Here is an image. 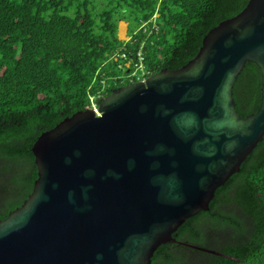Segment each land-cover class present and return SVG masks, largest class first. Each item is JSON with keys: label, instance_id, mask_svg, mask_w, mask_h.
Here are the masks:
<instances>
[{"label": "water", "instance_id": "95a60500", "mask_svg": "<svg viewBox=\"0 0 264 264\" xmlns=\"http://www.w3.org/2000/svg\"><path fill=\"white\" fill-rule=\"evenodd\" d=\"M247 62L260 68L261 101L243 116L234 88ZM263 137L264 0H249L181 67L38 136L33 189L0 219V264H151Z\"/></svg>", "mask_w": 264, "mask_h": 264}, {"label": "trees", "instance_id": "16d2710c", "mask_svg": "<svg viewBox=\"0 0 264 264\" xmlns=\"http://www.w3.org/2000/svg\"><path fill=\"white\" fill-rule=\"evenodd\" d=\"M248 1L0 0V219L33 189L31 148L41 133L120 86L181 67L211 28ZM234 97L241 115L258 109L254 62ZM151 264H264V137L216 189L209 209L157 247Z\"/></svg>", "mask_w": 264, "mask_h": 264}, {"label": "rangeland", "instance_id": "374dc122", "mask_svg": "<svg viewBox=\"0 0 264 264\" xmlns=\"http://www.w3.org/2000/svg\"><path fill=\"white\" fill-rule=\"evenodd\" d=\"M126 32H127V21L121 20L119 22V36L121 38H126Z\"/></svg>", "mask_w": 264, "mask_h": 264}, {"label": "built area", "instance_id": "2783aa9c", "mask_svg": "<svg viewBox=\"0 0 264 264\" xmlns=\"http://www.w3.org/2000/svg\"><path fill=\"white\" fill-rule=\"evenodd\" d=\"M138 58H139V63L141 64V62H142V60H143V56H142V54H139V53H138Z\"/></svg>", "mask_w": 264, "mask_h": 264}, {"label": "clouds", "instance_id": "9594fccd", "mask_svg": "<svg viewBox=\"0 0 264 264\" xmlns=\"http://www.w3.org/2000/svg\"><path fill=\"white\" fill-rule=\"evenodd\" d=\"M146 79V78H145ZM145 79H141V80H145ZM140 81V80H139ZM92 108H94L95 110H97V107L95 104H93V106H91Z\"/></svg>", "mask_w": 264, "mask_h": 264}]
</instances>
